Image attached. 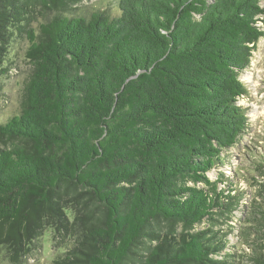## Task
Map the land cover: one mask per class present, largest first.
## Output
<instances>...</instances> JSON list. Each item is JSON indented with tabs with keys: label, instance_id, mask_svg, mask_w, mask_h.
<instances>
[{
	"label": "trees",
	"instance_id": "obj_1",
	"mask_svg": "<svg viewBox=\"0 0 264 264\" xmlns=\"http://www.w3.org/2000/svg\"><path fill=\"white\" fill-rule=\"evenodd\" d=\"M82 1L0 0V62L23 31L30 65L17 110L0 120L8 260L23 264L50 229L64 252L49 264H233L214 256L223 238L195 225L241 199L207 173L247 128L239 74L263 35L262 0H101L76 11ZM250 206L264 248V199Z\"/></svg>",
	"mask_w": 264,
	"mask_h": 264
},
{
	"label": "rangeland",
	"instance_id": "obj_2",
	"mask_svg": "<svg viewBox=\"0 0 264 264\" xmlns=\"http://www.w3.org/2000/svg\"><path fill=\"white\" fill-rule=\"evenodd\" d=\"M98 1L101 0H83L74 7L76 11L79 8L90 10ZM102 1L100 5L108 2ZM261 4L264 6V0ZM39 22H42L40 18L30 24L35 33H38ZM257 25L263 35L257 40L249 65L239 74L247 93L240 96L237 103L246 109L247 128L240 134L233 147L223 151L222 154L226 155V158L222 164L207 173L212 181L220 178L222 174L224 182L218 184L219 188L226 190L228 185L236 187L241 193V199L227 217H215L216 221L204 219L195 225L196 231L212 229L216 239L223 238L225 248L214 256L222 259L226 254H230L227 259L233 264H252L249 254L251 250L258 249L264 253V248L259 246L262 244L259 229L249 221L253 213L250 206L252 202H261L264 199V161L260 157L264 155V14ZM28 45L27 34L23 31H15L6 44L5 56L0 62V120L17 110L22 84L30 67L25 56ZM249 75L250 80L247 79ZM226 181L230 183L227 184ZM255 216L259 217V213H255ZM35 246L23 264H49L56 254L64 252V249L53 245L50 229L42 232ZM0 264H14L8 260L4 246H0Z\"/></svg>",
	"mask_w": 264,
	"mask_h": 264
},
{
	"label": "bare ground",
	"instance_id": "obj_3",
	"mask_svg": "<svg viewBox=\"0 0 264 264\" xmlns=\"http://www.w3.org/2000/svg\"><path fill=\"white\" fill-rule=\"evenodd\" d=\"M250 78H251V77H250V75H249V76H247V79H248V80H250ZM247 79H246V80H247Z\"/></svg>",
	"mask_w": 264,
	"mask_h": 264
},
{
	"label": "water",
	"instance_id": "obj_4",
	"mask_svg": "<svg viewBox=\"0 0 264 264\" xmlns=\"http://www.w3.org/2000/svg\"><path fill=\"white\" fill-rule=\"evenodd\" d=\"M208 1V0H207ZM211 1H213V0H211Z\"/></svg>",
	"mask_w": 264,
	"mask_h": 264
}]
</instances>
